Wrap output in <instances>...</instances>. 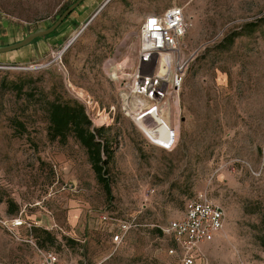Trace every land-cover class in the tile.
I'll return each instance as SVG.
<instances>
[{"label":"rangeland","instance_id":"1","mask_svg":"<svg viewBox=\"0 0 264 264\" xmlns=\"http://www.w3.org/2000/svg\"><path fill=\"white\" fill-rule=\"evenodd\" d=\"M75 1L0 0V48L48 30ZM171 7L185 15L188 68L165 113L137 123L122 93L139 26ZM54 31L0 52V264H37L38 250L61 264H180L161 228L199 194L226 223L194 264H264V0H83ZM44 99L76 101L102 129L110 196L74 138L48 140ZM102 214L129 226L117 248ZM17 217L26 225L10 228Z\"/></svg>","mask_w":264,"mask_h":264},{"label":"built area","instance_id":"2","mask_svg":"<svg viewBox=\"0 0 264 264\" xmlns=\"http://www.w3.org/2000/svg\"><path fill=\"white\" fill-rule=\"evenodd\" d=\"M186 28L181 7H171L161 14L147 15L141 22L137 66L131 74L130 85L122 93V109L135 122L151 121L157 115H162L168 109V103L177 96L189 64V60L184 59L179 50V42ZM162 54L167 57L169 65L173 64L171 76H161L155 72ZM171 138L174 139L173 132ZM148 139L160 148L165 147ZM172 143L166 149H170ZM99 219L108 226L111 245L119 247L129 228L127 223L113 221L104 214ZM225 223L223 209L205 195L199 194L187 200L182 216L170 220L161 228L162 234L170 237L174 244L168 254L175 255L180 264H194L199 255V247L218 238L225 229ZM24 225L26 223L21 217L13 218L10 222V228L13 229ZM38 253L40 259L37 264H61L59 257L52 251L38 250Z\"/></svg>","mask_w":264,"mask_h":264},{"label":"trees","instance_id":"3","mask_svg":"<svg viewBox=\"0 0 264 264\" xmlns=\"http://www.w3.org/2000/svg\"><path fill=\"white\" fill-rule=\"evenodd\" d=\"M68 7L69 6H66L64 11ZM74 11L75 10L72 12ZM53 33H55V31ZM233 37L234 35L231 36L230 41L233 40ZM13 89L17 94L22 93L23 86L20 84H13ZM43 103L48 123L46 132L48 140L58 141L64 144L68 137L74 138L79 145L85 149L87 159L95 174L97 182L102 186L106 196H110V183L105 177L107 171L105 167L110 161L111 150L108 147L107 141L102 139V129L92 127L91 120L87 116L84 107L76 101L66 100L62 102L44 99ZM16 124L20 129H24L21 123ZM10 205H12L11 202L9 203V206ZM16 210L17 208L14 206V210H11V212H15ZM261 223V233L258 235L257 240L259 246L264 249V219ZM43 234V240L54 243V238L51 234L45 231ZM36 241H40V239L36 237Z\"/></svg>","mask_w":264,"mask_h":264},{"label":"water","instance_id":"4","mask_svg":"<svg viewBox=\"0 0 264 264\" xmlns=\"http://www.w3.org/2000/svg\"><path fill=\"white\" fill-rule=\"evenodd\" d=\"M83 2V0H76L72 5H70L65 11L64 13L58 18V20L53 24V26L51 28H49L48 30H37L36 32L30 34L23 42L13 45V46H9V47H4V48H0V52H6V51H11L14 50L16 48H19L25 44H27L28 42L32 41L34 38L38 37L39 34H45L48 35L50 33H52L54 30L57 29V27L60 25V23L62 22V20L68 15L70 14L73 10H75V8L81 3ZM108 2V1H107ZM106 2V3H107ZM105 3V4H106ZM104 4V6H105ZM102 8V7H101ZM95 16V15H94ZM93 16V17H94ZM93 17L90 19L92 20ZM89 23V22H88ZM87 23V24H88ZM86 24V25H87ZM85 25V26H86Z\"/></svg>","mask_w":264,"mask_h":264},{"label":"bare ground","instance_id":"5","mask_svg":"<svg viewBox=\"0 0 264 264\" xmlns=\"http://www.w3.org/2000/svg\"><path fill=\"white\" fill-rule=\"evenodd\" d=\"M75 37H76V35L70 40L68 45H70L72 42H74L73 40H75ZM157 63L158 64L156 66L155 72L160 74L161 76H166L167 77L170 74V65L167 62V57L164 54L160 55ZM121 75H123V73Z\"/></svg>","mask_w":264,"mask_h":264},{"label":"crops","instance_id":"6","mask_svg":"<svg viewBox=\"0 0 264 264\" xmlns=\"http://www.w3.org/2000/svg\"><path fill=\"white\" fill-rule=\"evenodd\" d=\"M16 229H19V228H16Z\"/></svg>","mask_w":264,"mask_h":264}]
</instances>
